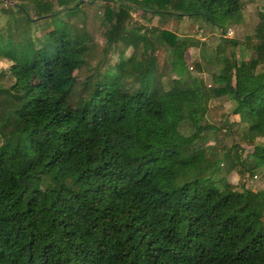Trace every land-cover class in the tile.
Listing matches in <instances>:
<instances>
[{
    "label": "trees",
    "instance_id": "16d2710c",
    "mask_svg": "<svg viewBox=\"0 0 264 264\" xmlns=\"http://www.w3.org/2000/svg\"><path fill=\"white\" fill-rule=\"evenodd\" d=\"M5 1L0 264H264V186L245 181L264 174V34L222 36L209 85L189 69L194 43L163 28L190 18L224 35L243 0H102L104 44L83 8L98 0ZM223 96L241 120L212 104Z\"/></svg>",
    "mask_w": 264,
    "mask_h": 264
},
{
    "label": "rangeland",
    "instance_id": "374dc122",
    "mask_svg": "<svg viewBox=\"0 0 264 264\" xmlns=\"http://www.w3.org/2000/svg\"><path fill=\"white\" fill-rule=\"evenodd\" d=\"M11 3H13L12 0H6L3 6L7 7ZM102 3H104L102 0H98L93 5L86 4L83 6V8L88 13L87 26L92 32L98 44H104L106 42L109 32L108 30L109 27H111L108 22L106 25H102L94 14L96 11V7L101 6ZM157 3L160 4L161 1L155 0L154 4L157 5ZM243 4L245 6V18L243 22L235 26L228 27L227 32L224 35L221 34V30H208V28L206 30L205 26L202 25L200 21H195L190 18H185L183 20L171 18L167 19L164 23L163 28L166 30V33H173L181 39H185L194 43L190 44L187 50V60L190 63L189 69L193 75L204 79L209 85H213V74L222 71L225 66V55L223 54V52L220 51L219 54L216 53L217 44L221 40L222 36L227 38L246 40L249 36L254 35L256 32H262V34H264V0H243ZM133 16L148 25H155L159 22V17L157 16L154 17L152 22L144 20V18L141 17L138 12H133ZM83 17L84 16L82 15V13H79L77 16L72 18V21L80 25L82 24ZM5 23V15L1 14L0 12V26L5 25ZM38 23L39 27L35 32V34L37 35L44 33L51 28V21L48 18L43 19ZM229 44L225 43L226 47H230L231 44ZM240 47L241 45H237L236 50L240 51ZM148 54L149 53L147 52V55ZM10 64L11 62L8 59L0 58V83H2L4 86H9L13 82L12 76L9 72ZM167 73L168 72L166 70V72L164 73V79L162 78L163 82H165L166 85L169 83ZM86 74L87 71L84 69L78 71V76L80 79L83 78ZM162 80L158 77L157 84L160 85ZM34 84L36 89L44 87V83L40 79H37ZM212 104L225 105L226 109L230 111L231 120H241L240 113L231 112L232 108L234 107V102L229 100L226 96L213 99ZM254 132L258 135L259 140H263L264 142V128L261 126L254 127ZM207 142L214 143V140L210 138L207 140ZM225 142L227 143V140H225ZM246 149L247 150L245 154L250 152V149L248 147H246ZM230 169L231 170L226 175L227 178L234 184H239L240 177L238 174V168L232 167ZM245 181H247V185L250 188L257 190V188H261L264 186V174L257 173L254 176L247 175Z\"/></svg>",
    "mask_w": 264,
    "mask_h": 264
}]
</instances>
